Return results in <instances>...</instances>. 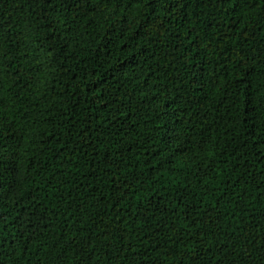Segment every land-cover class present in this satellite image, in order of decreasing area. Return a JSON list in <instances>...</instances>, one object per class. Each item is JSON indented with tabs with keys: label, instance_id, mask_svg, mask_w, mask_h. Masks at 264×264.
I'll return each mask as SVG.
<instances>
[{
	"label": "trees",
	"instance_id": "trees-1",
	"mask_svg": "<svg viewBox=\"0 0 264 264\" xmlns=\"http://www.w3.org/2000/svg\"><path fill=\"white\" fill-rule=\"evenodd\" d=\"M0 264H264V0H0Z\"/></svg>",
	"mask_w": 264,
	"mask_h": 264
}]
</instances>
